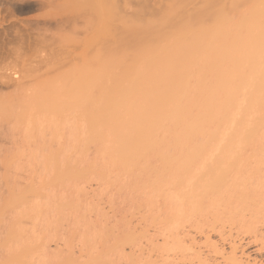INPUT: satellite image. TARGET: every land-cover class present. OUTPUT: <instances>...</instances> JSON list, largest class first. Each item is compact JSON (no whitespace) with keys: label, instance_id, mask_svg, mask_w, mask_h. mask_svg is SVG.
Segmentation results:
<instances>
[{"label":"rangeland","instance_id":"374dc122","mask_svg":"<svg viewBox=\"0 0 264 264\" xmlns=\"http://www.w3.org/2000/svg\"><path fill=\"white\" fill-rule=\"evenodd\" d=\"M94 1L95 0H0V98L3 99V96L6 95L4 100L9 97L10 100H13L14 97H18L19 90L20 94L21 91H23V103H21L23 104L21 105V110L23 108V114L22 118H20L23 120V129L32 124L34 127L42 124L40 125V128L38 127L39 130L41 129L40 132L36 130L33 133L32 138L34 141L33 139H30L31 142L27 141L28 139L26 140V137L24 136L22 149L19 152L16 150L14 152H17L15 156L21 160H19L21 163L20 166H22L23 169L21 167L19 168L17 157H15L16 162L13 161L9 164L10 169V166H12L10 172L13 171L14 175L13 177L11 174V176H9L10 178H8H12L14 183H12V189L13 187L17 188L16 182H20V187L22 189L21 193L23 192L22 196H16L13 200L10 199L9 204L11 206L8 208L2 207V204L5 205V203H3V199L0 197V199H2V204L0 202V205L2 206H0V208L5 210L4 215H8L11 212V214H13L19 206H16L17 203H21L23 205V207L21 206V209H23V224L21 223L23 230L22 239L24 242H22L23 250L25 247L31 246L30 243H28L30 240L33 244H36V241H38V243L41 241L40 244L45 242L47 243V233L45 236L43 234L40 235L39 231L35 229L36 235L32 236L31 228L32 225L34 226L37 223L34 222L35 218L41 219L42 216H46L44 213H47L48 216L50 212L49 216L52 218L50 226H54L51 227V229L53 230L55 228L57 229L56 233L58 232V240L56 238L57 236H54L56 233H50L54 234L52 238H50V234L48 233L49 242L50 239L52 241V243L50 242L51 244L48 242L51 249L53 247L55 248V251L58 250V242L60 249L64 248V242L70 244L73 243V246H71L72 248H70L73 249V252L76 254V256H74L75 258L80 256L79 249L81 243L83 244L85 238L89 236V238L91 237L93 240V242L90 240L89 244L91 245V248H93L96 255L100 252L99 249L102 252L106 250V248H115L118 256L120 254V256L124 257V259L120 258L121 264H264V215H262L264 214V191H261V193L257 192L258 188L256 187H258V183L255 184L257 180L253 179V176L258 175V177L262 179L261 182L264 181V149H261V147L264 148V107L261 108L254 106L249 109L247 103V93L245 91L240 97L237 107L231 110L229 115L224 116L222 122H217L216 124L214 122L213 124L205 126L209 131H217L218 135L214 141L211 138H208V136L201 137V141L199 140V142H202L205 146V157L203 158V161H201L202 164H198L190 175H186L183 171V161L178 162L179 164L181 163V167H178L179 164L176 163L178 165V169L175 168V175H169L168 177V171L165 173V169H161L163 168L161 164L163 159L159 157L162 159L159 160L156 153L158 154V151H160L159 153H167L169 151L168 149V151H164L166 150L164 148H166L167 145L172 148L171 153L169 152V154L174 152V146H172V143H163L162 140H165L164 137L166 136L164 132V134L162 133L163 136L165 135L164 137L160 132L157 135L159 137L158 139L161 141V145H159L160 149L158 148L159 150L157 152L152 151L153 155L155 153L154 156L150 153L151 151L148 152V154H151L152 156H147V153H143L145 157H147H144L143 160L142 158L141 160L138 159L139 163H136V169L133 168L134 166H129V168L126 167V171L124 169L125 166L123 168L124 170L120 169L116 164V158H113L112 155V150H114L112 138L106 135L107 137L103 142H98L100 140L94 142L96 139H94L95 137H93V135L90 137L91 130L89 129L90 127L88 126L89 124L86 116H83V114L82 117V111L78 112L79 110H77L76 112V109L74 108V110L71 107L73 105L72 99L75 100V98H77L76 100H78V97L82 100L92 98L94 102H101L105 98L103 96L105 95L104 91L106 90L102 91L104 88L110 89L107 91L114 93L119 84L124 81V78L126 81H130V78L127 76L130 71L128 69L121 68V66L119 67L120 64L117 65L121 56L116 45V34L111 32L113 30L112 28H116L117 25L113 21L115 26L111 25L110 27V23H108L110 16L109 5L106 0H103L105 3L101 0H98V3L97 0L96 2ZM99 1H101V5L103 4V7L101 5L98 6L102 7V15L106 13L103 16L106 21L102 20L103 17H101L100 12L98 13V10L101 9L97 6V4H100ZM129 1L130 3L132 1L133 5H136V2L139 4L141 3L139 5L140 7L137 4L135 6L136 9H134V6L130 5ZM129 1L127 0L129 4L127 5L126 1V3H124L122 0H119V2L118 0H115V4L116 2L117 4L119 3V6L116 4L118 8L120 7L119 9L124 6H127L128 8L132 6L129 10H124L122 8V11H126L125 14L129 12V14L126 15L128 18L132 17L136 10L139 9L138 11H140L142 8L146 9V14H151L153 13V10H157L159 8L160 4L158 3L162 2V0ZM145 1L147 3H145ZM30 6L32 8H28ZM137 7L139 8L137 9ZM124 8L126 9V7ZM94 9H96V11ZM132 12L133 14L131 16ZM125 14L123 15L125 16ZM110 20L112 21V19ZM92 23L95 27L92 26ZM97 26L99 28H97ZM101 28H104V30L102 31ZM110 29L112 30L110 31ZM106 33H108L109 36ZM110 36L114 38L113 39L111 37L112 42L110 41ZM105 39H108L111 43L109 42V44ZM115 57L118 58L117 61ZM108 62H115V65L113 63L110 65ZM104 67L107 72H104ZM117 68L118 70H116ZM101 69L103 72H101ZM90 70L94 73H91ZM108 72H112L113 76L112 74H108ZM102 73L103 75H101ZM104 73L105 75L107 74L106 76L109 75L111 77L110 79L109 76L107 77L108 81L106 80ZM116 74L119 75L117 76ZM99 75H101L100 80ZM120 75L122 77H120ZM116 76L117 78H115ZM13 78H19V84L22 83V89H20V85V88L19 86H16L19 90L17 89L18 95L16 94L14 97L13 95L16 93V88L10 89L11 86L9 87L5 84L8 80L9 83L11 80L13 83ZM16 79L14 82H17ZM101 79L105 85L107 84V81L111 88L108 85L106 88V86H104L101 82ZM73 80H75L76 83L80 82V80L82 82L84 81L83 83H78L80 85L83 84V90L86 89L85 87L88 88L90 83L92 85L88 88V91H86L87 89L83 91L82 88L79 89L81 86L76 85ZM103 80H105V82ZM65 82L69 85L71 84V90L69 88L63 89V83ZM67 83H65V87L67 86ZM4 85L7 86L6 89ZM69 85L67 87H70ZM74 85L79 87L74 88ZM100 87H103L101 91L104 95H102ZM2 88L4 90H2ZM76 89H79L80 91ZM6 92L9 95H7ZM98 92L101 94L99 95ZM10 93L13 95L10 96ZM97 97L103 98L97 99ZM19 98L17 101H19ZM20 100L22 102V99ZM66 101L68 103L69 101L72 102L68 105ZM48 103L54 105L49 107L51 104ZM56 106H59L60 108H57ZM68 106H70V108ZM73 107L75 106L73 105ZM55 108L62 111L58 110L60 112L59 113L56 110L54 111V114L52 111ZM20 111L18 110V113ZM11 117H13V115ZM10 119L11 118H9V124L4 125L3 130L6 126L8 128L13 126L15 124V120L17 121L15 118H12L13 120ZM234 119H239V122L241 123V125H238L237 123L239 128L241 126L242 129H244L248 126V128L250 127L251 129H255L254 137L255 135H258L259 138L262 136L260 140L255 137L260 144L254 137L253 139L256 141L253 142V139L251 141V145L255 148V152L249 149V152L247 150H240L243 159H245V156H243L242 152H244V155L248 157L250 156V158H246L245 161L241 162L242 164L243 162L245 163L249 160L248 167L247 165H244L246 172L250 169V164H253L256 168L258 167L257 170L252 165L253 168L251 167V172L248 173L251 174L253 171L254 174H248L249 177L246 175L247 177H244V182L247 181L246 179L252 182L250 176L255 182L250 185L249 183L251 182H246L245 184L247 185L248 183L250 186L249 187L247 185V188L242 187L244 183L240 186V190L241 188H243V190L246 189V191L244 190L245 195L243 194L245 197L242 198L240 197L242 196L241 192L243 190L240 191L237 187L236 189L239 191L234 189L236 192L233 190L231 193H229V191L228 193H225L226 195L231 194L229 196L233 195L230 198L229 196L225 198V195H223L225 197L222 198V194L219 195L220 193L219 191H216V189L215 191L218 192L217 196H215L216 193L214 190V193L210 192V195L206 194L209 189L207 186V191L204 192V187L202 188L203 190H199L209 196L210 199L209 201L207 200V203L213 200V202L215 201L214 203L217 204L216 206L214 203H209L207 204L208 206L203 203L202 209L203 207L206 209V207H210V205L212 209H206L208 211L203 209V212H196L198 211L196 208H200L199 204V207H195V213L194 211H192L191 214L187 213L188 210V212H191L190 209H186L187 211L182 212L181 214H177L175 211H172V213L168 209L169 207L167 208L168 205H166V198L168 195L171 197V194L169 193L173 191L172 193L174 194V191H176L175 194L178 193L177 195L180 197V195L183 196L184 191L186 192L185 185L178 180L177 176H179V178L181 177L180 179H183V177H195L192 182L193 191H198V183L200 184L203 182V178L205 177L206 185L209 184L210 177L218 175L221 176L220 174L224 177H233V167H231L233 160L230 158L233 156L231 155L233 151L229 148V146L231 143L232 133H234ZM55 122H59L57 126ZM46 126L48 129H45ZM71 126H73L72 129L74 127L77 128L74 129V135H69V127ZM209 126H211V128H209ZM8 128H6V130ZM206 128L205 130H207ZM13 130L15 134H12L13 131L10 128L8 129L7 134H9L8 136L10 138L8 139L6 145L8 148L14 147L12 143L15 141L14 139L16 138L15 136L17 131L16 128ZM43 131L46 134H44ZM36 132L38 133L36 134ZM40 133H43L42 136H44V139L42 137L39 139L40 137L38 134L41 135ZM75 134L77 135L75 136ZM11 136L13 139H11ZM69 136L72 137L71 140ZM42 139L44 143L42 142ZM11 140H13L12 143H9ZM256 143H258L257 147ZM36 145H40L42 147H35ZM251 145L249 146L250 148ZM259 147L260 149L257 150ZM14 149L17 148L15 147ZM14 149L12 148V151ZM175 150L176 152L173 154L178 156L180 151L176 148ZM259 150L260 152L258 153ZM39 154L41 156H39ZM255 155L257 157H255ZM2 158H0V164L3 162ZM252 158L253 160H251ZM259 158H262L263 160H260ZM254 161L258 164L254 163ZM164 165V167L167 168L166 164ZM120 166L122 167L123 165ZM151 166L155 169H159L160 171L156 170L157 174H153L154 169H151ZM180 168L182 170H179ZM183 168L185 169V167ZM0 169L2 171V168ZM19 169L21 172H18ZM14 170L16 173H14ZM85 170H88L89 172ZM172 172L171 174L174 173ZM178 172H180L179 175H177ZM259 173L261 174L259 175ZM171 177L176 178L174 179V182H172ZM199 177L200 179L198 181L197 179ZM261 184L264 185V183ZM218 185L219 184L217 183V186ZM253 185L257 186L253 187ZM209 187L211 188L212 186ZM252 188L257 190L255 192L257 196H255V193L250 194L247 192L249 190L251 192V190H253ZM238 192L241 194L239 195ZM200 194L195 193L194 196L197 198L195 197L193 203L197 202L199 197L202 199V194ZM174 196L176 197V195ZM203 196L205 195L203 194ZM234 196L240 197L237 199L233 198ZM260 196L262 198H260ZM17 197H21L19 198V201H16ZM252 197L255 203L257 202L258 205L260 204V206H258L259 210L256 208L257 205L252 200ZM256 197L257 199L260 198L259 201L255 200ZM236 200L240 203L238 204ZM13 203H15L16 207ZM195 204L197 206L198 203ZM252 204H255L254 207H252ZM239 205L242 208H240ZM228 206H230V209ZM232 207L237 209H234L236 210V214L233 212L234 210ZM3 209L2 211H4ZM8 209L10 212H7ZM254 210H256V212L259 211L260 213H256ZM183 211H185V209H183ZM3 213L4 212L0 213V217H2L1 214ZM253 213L257 214V216L253 215ZM176 218H180L179 221L181 224H179L177 221L178 219ZM241 219H244L247 226H245V224L241 225L244 221H242L241 224L238 222ZM175 220L179 225H175L177 228L172 231L170 229L169 232L168 229L173 223L175 224ZM251 220H256V222L254 221L253 223ZM249 221H251L252 225L249 224L248 226ZM68 222L70 223L68 224ZM30 224H32L31 227ZM51 229H49L50 232L52 231ZM128 231L133 233V236L135 235L134 237H131V233H129V237L135 239L130 241L131 238L129 239L127 236L129 240L124 242L127 237L126 235H123V237L122 234H126ZM119 234L122 237H120ZM39 235L41 237H39ZM59 237L62 238V240L59 239ZM73 237L74 239H72ZM106 244H108V246H106ZM101 247L105 249H102ZM116 247L124 248H119L120 250H118ZM232 248H237V251L233 252ZM65 250L66 249H64V251ZM52 251H54V249ZM65 252H63L62 257L72 254V251L70 254L68 253L69 255ZM24 253L27 254L26 252ZM78 260L80 259L78 258ZM23 263L26 264V261L24 260Z\"/></svg>","mask_w":264,"mask_h":264},{"label":"bare ground","instance_id":"6f19581e","mask_svg":"<svg viewBox=\"0 0 264 264\" xmlns=\"http://www.w3.org/2000/svg\"><path fill=\"white\" fill-rule=\"evenodd\" d=\"M101 1H99L100 4H97L98 3V0H97V3H96L97 6L101 5ZM106 1H107V4L109 5V15H110L108 23H110L109 24L110 27L111 25L115 26V24H113V21L117 25L116 28L113 26L114 28L112 29L113 30L115 29L114 31L110 29V31L112 30L111 32H113V34H116V37H117L116 45H117V48L121 56L119 63L117 65L120 64L119 67L121 66V68H125L130 71V73L127 75L130 78V81H126V79L124 78V81L119 84L115 92L113 91L114 93H112L111 91H107L110 89H105V88L103 89V87H100L101 88L100 91L102 89H103L102 91L106 90L104 91L106 96L101 91L102 95H104L103 97H105L104 100L101 102H96V101L94 102L92 98L91 99L89 98L88 100L86 99L87 100L86 101L78 97V100H76L77 98H75V100L72 99L73 102L72 101L71 102L73 103L75 107H73V105L71 107L72 109L75 108L76 112L77 110H79L78 112L82 111L81 116L83 114H84L83 116H86V119L89 124L87 125L90 127L89 129L91 130L90 137L93 135V137H95L94 139H96L94 140V142L98 140H100L98 141L100 143L101 141L103 142L105 138L107 137L106 135L112 138L113 149H114L112 150V155H113V158L114 157L116 158L115 160H117L116 161L117 163L116 162L115 163L119 166L120 169H123L124 166H125L124 168L125 171L127 170L126 167L129 168V166L131 167L134 166L133 168L136 169L135 167L136 163L137 162L139 163V160H141V158L143 160V158L145 157L143 153L145 154L147 153L146 154L147 156H152L153 155L152 151L157 152L160 149L159 145H161V141L160 139H158L159 137L157 135L159 134V132L161 134L164 132L167 138L165 135H164L165 137L163 136L164 134L163 133L162 136L165 138V140H162L163 143L164 142L166 144L172 143V146L178 149L180 153L178 156H175L173 153L176 152V150L173 147V151H174L172 153L173 155L169 154V152L171 153L172 148L168 147V145L166 148H164L166 149L164 150L165 152L169 150L167 153H163V152L159 153L160 151H158V154L156 153V155L158 156V159L159 160L163 159V161H161L163 168L161 169H165L164 170L165 173L168 171L167 172L168 175L166 174L168 177L169 175H175L174 170L178 169V167H181L180 165L181 163L179 164L178 162L183 161L182 163L184 166H182V169L186 175H190L192 174L193 169H195L198 164H202L201 161H203V158L205 157V152H206L205 146L202 142H199L201 137L208 136V138H211L214 141L218 135L217 131H214V130L209 131L205 126H207L208 124H213L214 122L215 124L217 122H222V120L224 119V116L229 115L230 111L233 110L235 107H237L238 101L245 91L247 93L246 95H247V103H248L249 109L254 106H258L261 108L264 107V0H162L161 3L157 2L158 4H160V6L159 8L157 7L158 8L157 10H153V13L151 14H146L145 8H142L140 11H138L139 10L138 8L140 7L139 5L141 3L139 4L138 2H136L139 6L137 7L138 10H136L137 12L135 11L134 13L135 15L132 12L131 16L132 14L133 16L130 18H128V16L126 17V15L129 14V12L127 11L128 13L125 14L126 11L124 12V10H129L132 6H134V9H136L135 6L137 4L133 5L132 1L130 3V1L128 0L129 4L132 6H130L129 8L127 6H124L126 7V9L121 6L124 9L122 11V8L119 9L120 7L119 8L117 7L119 3L117 4L116 2L117 5L115 4V0H106ZM122 1H124V3L127 2V0H122ZM155 1H159V0H155ZM94 2H96V0ZM103 3L105 2L103 1ZM145 3L147 2L145 1ZM126 4L129 5L128 2ZM101 6L103 7V4ZM101 6H98L101 9L98 10L97 8L98 13L100 12V14L102 10ZM28 8H32V7L30 6ZM94 10L96 11V9ZM122 13L125 14V16ZM105 14L103 15L101 14V17H103ZM110 19H112V21ZM102 20L106 21L104 17L102 18ZM104 23H107V22H104ZM92 26L95 27L93 23H92ZM97 28L99 27L97 26ZM103 30L104 28L102 29V31ZM108 33L106 34L108 35ZM101 35H102V32H101ZM111 37L112 36H110V41L112 42ZM108 39L107 40L105 39V40L109 43L110 41H108ZM115 58L117 61L118 58L117 57ZM109 63L111 65V63L114 64L115 62H108V64ZM105 67L103 68L104 72L106 71ZM116 70H118V68ZM101 72H103L102 69H101ZM91 73H94V72L91 71ZM108 74L110 75L112 74L113 76L112 72L111 73L108 72ZM101 75H103V73ZM101 75H99V80H100ZM106 75L104 73V76ZM116 75L118 76L119 74H116ZM108 76H106V80L108 79L107 78ZM117 76L115 78H117ZM120 77L122 76L120 75ZM110 78L111 77L109 76V79ZM15 79L13 78V83L11 82L12 81L11 79H10L11 80L10 83H9V80L7 83L5 82L6 85H8L9 87L11 86L10 89L16 88L15 95L10 93V96L13 95V97L16 96L17 94L18 87L16 86L20 85L21 88L20 86L19 88L22 89V83L19 84V81H18L19 78L16 79L17 82H14ZM73 81L75 82V80ZM103 81L105 82V80ZM107 81H106L107 84L105 85L101 79V82L104 84V86H106V88H107V85L109 86ZM83 82L80 80V82H77V83L75 82V83L76 85H80L78 83H83ZM65 83H63L64 84L63 89H68V88L70 89L71 84L69 85L67 83V86L69 85L70 87H67V86L65 87ZM10 84H12L13 86ZM6 85H4L5 89L7 87ZM76 85H74V88L76 87ZM82 85L83 84L80 85L81 87L79 86L77 87L81 89L82 87H84ZM91 85L92 84L90 83L88 88ZM85 88L87 89L85 90L88 91V88L87 87ZM79 89H76V90H79ZM83 89L84 88H82V90ZM2 90L4 89L2 88ZM101 93H99V95ZM18 94H17L18 97H14L13 100L12 99L10 100L9 99L10 97L4 100L6 96L5 94H4L5 96H3L4 97L3 99L0 98L1 100L0 101V122H1L0 123L1 124L0 125V129H1L0 130V158L3 157L2 158L3 164L2 163L0 164V168H2V171L0 169V174L2 172V174L0 175V197L3 199V203H5V205L2 204V201H1L2 199H0V202L3 205V206L2 205L0 206H2L3 208H8L11 206L9 204L10 199L13 200L15 199L16 196H22L23 194V192L21 193L22 189L20 187V182H16L17 188L13 187L12 189V186L14 183L12 181V178L11 179H8V178H10L9 176H11V174L13 175V171L10 172V170L12 169V166H10L11 167L10 169L9 164L16 160L15 157L17 156H15V154L22 149L23 137L25 136L26 140L28 139L27 141H30V139H33L32 136L36 130L40 132L41 129L39 130V128H40V125H42V124H39V126L34 127V125L32 124L23 129V123H22L23 120L20 119L22 118V114H23V108L21 110V105H23L21 104L23 103V97H22L23 91H21V94H20V90H19ZM103 97H99V98H103ZM18 98L20 102L17 101ZM99 98L97 97V99ZM20 99H22V102ZM71 102L69 101V103L67 102V104L69 105L71 104ZM48 104H51V103H48ZM53 105L54 104H51V106L49 107H52ZM68 107L70 108V106ZM57 108H60V107L58 106ZM57 108H55L54 110L52 109L53 110L52 112L54 113V111L60 110ZM18 110L19 111L21 110L20 112L22 113L20 112L18 113ZM14 112H15V116H14ZM12 115L13 117H11ZM9 118H11L10 120H13L12 118L17 119V121L15 120L14 122L16 125L13 123L15 126L12 124L13 126L9 127L13 131L12 134H15L13 129L16 128V131H17L16 136L14 135L16 137V138L14 137L15 141L13 140L9 141V143H12L13 141L12 143V145H14V147H12L13 149L15 147L17 148V149H14L13 151H12V148L10 147L8 148L6 146L8 139H10L8 136L9 134H7L9 128L6 126L3 130L4 125L9 124ZM56 122L55 124L57 126L59 122L58 123ZM237 123L238 125L239 124L241 125V123L239 122V119H234L233 120V124L235 125L234 133H232L231 143L229 146V148L232 149L233 151V153L231 154L233 156L230 157L233 160V163H231V167H233L232 171L234 173L232 174L233 177H230V178L224 177L222 174L220 175L223 177L219 175H218L219 177L218 176L210 177V182H209L210 185L209 184L206 185V180H205L206 177H205L203 178V182H201L200 184L198 183L199 185V187H197L198 191L195 190L196 191L195 192L192 189V182L195 177H183V179H180L181 177L179 178V176H177L180 173L178 172L176 176L178 177V180H180V182L183 183V185H185L186 192L184 191L183 196L179 194L181 198L178 197L177 195L178 193L175 194L176 191H174V194L172 193L173 191L169 193L171 194L170 196L173 198L169 197L168 195V197L166 198V205H168L167 208L169 207L168 209L171 212L175 211L177 214L178 213L181 214L182 212H186L188 209H190L191 212H188L189 211L188 210L187 213L191 214L192 211H194L195 213V207H199V204H200V208H196V210L198 209V211L196 212H203L204 210L208 211L211 208V205L210 207H206V209L208 210L204 209V207H203L204 209L203 210L202 204L203 203L205 205L209 203L213 204L215 201L213 202V200L212 201L210 200L211 202L207 203V200L209 201L210 198L206 194L210 195V192L214 193L216 189V191H219L220 193L219 195L222 194L221 195L222 198H224L225 196H226L225 198H227V196L231 194L226 195L225 194L226 192L228 193L229 191V193H231L233 192L234 189H236V187L239 189L243 183L244 185H246L245 183L249 181L248 179H246L247 181L244 182L245 181L244 177L246 175L248 176V174L253 175L254 174L253 171L251 174L248 172H251L250 170L255 166L252 164L253 165L252 167V165L250 164L252 168L250 167L248 172H246L245 166L247 165L248 167L249 160L245 162L246 164L244 162L242 163L243 166L245 165L244 167L242 166L241 162L245 161L246 158L247 159L250 158V156L248 157L244 155V152H242L243 156H245V159H243L240 150L241 151L242 150L248 151V149L252 151L255 150V148L252 147L251 145L252 144L251 141L254 137L255 129L253 128L251 129L250 127L249 129L248 126H246V128L248 129L244 128L245 129L244 130L242 129L241 126L239 128ZM211 126H209V128H211ZM72 127L73 126L69 127L70 132H71V133L69 132V135H74L75 133L74 129H77L75 127L72 129ZM6 128L8 129L6 130ZM205 128L208 131L205 130ZM45 129H48L47 126ZM241 129L243 132L241 131ZM37 133L38 132H36V134ZM43 133L42 134L40 133L41 135L38 134V136L40 137L39 139H41V137L42 138L44 137L42 136ZM76 135L77 134H75V136ZM255 137L258 140L262 138V136L261 138H259L258 135L257 136L255 135ZM69 138L71 140L72 137L69 136ZM11 139H13L12 136H11ZM43 139H42V142H43ZM256 140L253 139V142ZM258 140L257 142L260 144ZM258 143H256V147ZM250 145L252 149L249 147ZM37 146L42 147L40 145H36L35 147ZM260 147L257 148V150L260 149ZM261 149H264V148L261 147ZM15 150L17 151L16 153H14ZM148 152L152 153V155L151 154L149 155ZM259 152L260 150L258 151V153ZM39 156L41 155L39 154ZM159 157H161L162 159ZM255 157L257 156L255 155ZM253 158L251 160H253ZM19 160L20 159L18 158L17 159V161L19 162L18 166L19 168L21 167L23 169V167L20 166L21 160L20 161ZM163 162L164 164H166L167 168L164 167L165 165L163 164ZM176 163H178L179 166ZM254 163H257V162L254 161ZM120 165H123V166L121 167ZM183 167H185V169ZM150 168L152 169L153 167L151 166ZM153 169H154L153 171L155 172L154 173L151 170L153 174H157V171H160L157 168L156 169L153 168ZM172 169L174 173L172 172ZM182 169L180 168L179 170H182ZM19 170L18 172H21V170L20 171ZM85 171L89 172L88 170H85ZM171 172L173 174H171ZM14 173H16L15 170H14ZM260 174L261 173H259V175ZM175 177H171L172 182L175 181L174 180L176 179ZM250 178L252 182L249 181L251 182V183L248 182L249 185L255 182L253 181V179L257 180L255 184L258 183L257 184L258 187H256L258 188L257 189L258 191L252 188L253 190H251V192L250 190L247 192H249L250 194H254L256 191L260 193L261 191H264V188H262L264 187V185L261 184V183H264V181L261 182L262 179H260L258 175L253 176V179L251 176ZM199 179L200 177L197 180L199 181ZM214 183H215V186H214ZM217 183L219 184L218 186H217ZM244 185L242 187L247 188V185L246 186ZM257 185H253V187ZM259 185L261 186L262 189L260 188ZM209 186H212V187L214 186L213 187L214 189L212 187L210 188ZM206 187L209 189L208 191L206 190ZM202 188H204V190ZM243 188H241V190H243ZM199 189L200 190L202 189L204 192L207 191L206 194L204 192L202 193V191H200ZM236 190H234V192H236ZM244 190L246 191V189ZM244 190L241 192L242 196L241 197L239 196L240 198L245 197ZM199 191L202 194V199H200L201 197H199L201 195ZM216 191H215L216 195L214 194L215 196H217L218 194V192ZM195 193L196 194L198 193L200 195L198 196L199 198L197 202L193 203L196 197L194 196ZM241 193L238 192L239 195ZM203 194L205 196H203ZM174 195H176V197ZM232 196H229V198ZM255 196H257L256 193H255ZM239 197L234 196L233 198L239 199ZM19 198L21 197H17L16 201H19ZM260 198L262 197L260 196ZM199 199L200 201L202 200L203 202L201 201L202 202L201 203ZM259 199H257L256 197L255 200L259 201ZM252 200H253V197H252ZM15 203H13L14 206H15ZM195 203H198L197 206ZM255 204L257 205L256 208L260 206V204L258 205L257 202ZM216 205L217 204H215V206ZM254 205L252 204V207H254ZM16 206L18 207L16 208L14 213L11 214L12 213L11 212L8 215H4L5 210L3 208H0L1 211L2 209L4 210L2 211L4 213L1 214L2 217H0V264H24L25 263V262L23 263L24 260L26 261V264H121L120 258L124 259V257L120 256V254H119L120 257L118 256V253L115 248L110 249L109 248L110 246H109L108 247L109 249H107L106 246H108V244H106V246L104 245L106 250L102 252L99 249L100 248L99 247L98 249L100 252L97 253L96 255L93 248H91V245L89 244V241L92 240L91 237L89 238V236L85 238V241L83 242V244L81 243V246L79 249L80 256L79 257L77 256L80 260H78L77 257H76L77 258L76 260V258L74 257L76 256V254L73 252V249H71L72 248L71 246H73L72 242H71L72 244H70V243H65L64 241H62L64 242V245H65L64 248L62 247L63 249H60L59 247L60 245L58 242L57 243L58 250L55 251V248L53 247L51 249V246L49 245V243L50 242L52 243V241L50 239V242H49L48 233L49 234L52 232L56 233L57 229L55 228L53 230L51 229V227H54V226H50L52 218H50L49 216L50 214L49 211H47L49 212L48 216H47V213H44L46 215V216L44 215L45 217L42 216L43 218L41 217V219L35 218L34 222H37V223L34 226L32 225L33 222L32 224H30V227L32 225V228H31L32 236L36 235L35 229L39 231L40 235L43 234L45 236L47 233V238H48L46 239L47 243L45 242V243L40 244L41 241H39V243L38 241H36L38 244L37 243L33 244L32 241L29 239L30 242H28L27 240L26 241L30 243L31 246L25 247V249L23 250L24 242L22 239L23 230L21 226V223L23 222L22 221V218H23L22 210L23 209L21 208L23 207V205L21 203L19 204L17 203ZM228 207L230 209V206ZM182 208L185 209V211H183ZM240 208L242 207L240 206ZM232 209L234 210L236 208L232 207ZM199 210H202V211H199ZM236 210H234L233 212L235 213ZM1 211L0 213H2ZM254 211L256 212V210ZM7 212H10L9 209L7 210ZM258 212L259 211H257L256 213ZM253 215L257 216V214H254V213ZM176 219H178L177 221L179 222V224H181L179 221L180 218H176ZM177 221L175 220V224L174 223L172 224L173 227L172 226L169 227L168 229L169 232H170V229L172 231L173 229L175 230L177 228L175 227V225L176 226L179 225L177 224L178 223ZM242 221H244V219L243 220L241 219L238 222H240L241 224ZM251 221H253V223L254 221L256 222V220H251ZM251 221H249V223L247 222L248 226L249 224L252 225ZM257 222H260V221H257ZM69 223L70 222H68V224ZM245 223L246 222L244 221L241 225H244ZM245 226L247 225L245 224ZM49 229H51L52 231L50 232ZM57 233L55 235L50 234L49 235L50 238H52L54 235V236H57L56 238L58 240ZM129 233L131 232L128 231V233L122 234V236L126 235V237L127 236L129 237ZM40 235L39 237H41ZM132 236H133V233H131V237ZM128 237L125 239V241L124 240L123 241L126 242V240L128 241L131 238L129 237L128 239ZM42 239H45V238H42ZM59 239L62 240V238L60 237ZM72 239H74V237ZM134 239L131 238L130 241ZM80 240L83 241L82 239ZM68 245H69V248H68ZM101 248L105 249L103 247ZM116 248L120 250V249H123L124 247L123 248L116 247ZM53 249L54 251H52ZM64 249H66L65 251L67 252H65ZM70 249L72 252L70 251ZM232 251L233 252L237 251V248H232ZM24 252H26L27 254H25ZM63 252L67 254L68 253L70 254L71 252L72 254L71 255L68 254L69 256L62 257ZM93 254L96 256H94ZM23 255L24 256L26 255V256L24 257ZM23 257H24V260H23Z\"/></svg>","mask_w":264,"mask_h":264}]
</instances>
